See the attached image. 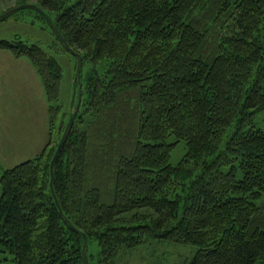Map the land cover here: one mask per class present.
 <instances>
[{
	"label": "trees",
	"instance_id": "trees-1",
	"mask_svg": "<svg viewBox=\"0 0 264 264\" xmlns=\"http://www.w3.org/2000/svg\"><path fill=\"white\" fill-rule=\"evenodd\" d=\"M31 3L81 56L52 181L89 264H128L126 252L153 241L193 246L180 264H264V130L253 123L264 109V0ZM0 49L36 68L48 110L43 147L0 170V252L13 264H84L83 238L50 192L61 66L35 43L0 39ZM179 140L185 153L171 164Z\"/></svg>",
	"mask_w": 264,
	"mask_h": 264
},
{
	"label": "rangeland",
	"instance_id": "rangeland-1",
	"mask_svg": "<svg viewBox=\"0 0 264 264\" xmlns=\"http://www.w3.org/2000/svg\"><path fill=\"white\" fill-rule=\"evenodd\" d=\"M27 3H31V0H27ZM14 2L13 0H0V14L2 11L12 7ZM11 5V6H10ZM29 8H22L21 10L11 13L8 17L0 19V39H16L24 40L28 44H37L48 54H52L57 63L61 66L60 78H59V103L60 108L56 115L55 122L59 121L62 125L65 124L68 117L69 106L72 101V79L74 77L75 62L71 54L65 53L60 49L61 47H51V43L55 40L54 35L51 32L48 22L45 20L42 21L38 17H35L34 12L30 11ZM5 12V11H4ZM58 47V49H57ZM33 84H28V87H32ZM44 88V87H43ZM44 90V89H43ZM27 92V91H26ZM38 105L36 100L34 103ZM35 117L33 119V126L29 127V134L33 135V140L38 138V130L40 128H45V123L42 125L39 122L37 111H35ZM253 123L257 129L264 130V109L257 112L253 118ZM48 128V126H47ZM47 134V131H46ZM44 136V140L47 139V135ZM54 136H57L58 133H54ZM40 139V137H39ZM166 141H174L173 136H168ZM36 141L31 146V156L38 151L37 147L40 146L42 142ZM45 143V142H43ZM43 145V144H42ZM43 147V146H42ZM185 143L183 140L175 142L173 147L170 150L169 163H177L182 155L185 153ZM19 154V153H18ZM19 154L16 159L21 156ZM8 161L5 165L10 166L9 164H14L15 160ZM16 160V162H21ZM6 162V161H5ZM194 250L191 245H179V244H170L165 242H151L146 245L137 246L136 249L128 251L121 259L123 262H128V264H180L185 258L191 255V252ZM0 257H6L4 260H0V264H13L11 255L8 253L0 252Z\"/></svg>",
	"mask_w": 264,
	"mask_h": 264
},
{
	"label": "crops",
	"instance_id": "crops-1",
	"mask_svg": "<svg viewBox=\"0 0 264 264\" xmlns=\"http://www.w3.org/2000/svg\"><path fill=\"white\" fill-rule=\"evenodd\" d=\"M28 84L33 86L28 87ZM43 89L36 68L27 57L15 56L8 49H0V170L15 165L16 160L21 161L20 157L16 159L20 153L22 160L34 156L46 141L42 133L45 135L47 131L48 110ZM36 100L37 106L34 104ZM35 111L39 122L42 125L45 123V128H40L38 138L33 140L29 127L33 126ZM36 141L42 144L31 156L30 144ZM11 159L15 160L14 164L5 165Z\"/></svg>",
	"mask_w": 264,
	"mask_h": 264
},
{
	"label": "water",
	"instance_id": "water-1",
	"mask_svg": "<svg viewBox=\"0 0 264 264\" xmlns=\"http://www.w3.org/2000/svg\"><path fill=\"white\" fill-rule=\"evenodd\" d=\"M22 8H29V9H34L35 11H37L42 17H44V19L48 22L50 28H52V30L54 31L55 35L57 36V38L59 40H61L63 42V46H64V49L66 51H68L69 54L73 55L75 57V62H76V65H75V69H74V77L72 79V86H73V91H72V101L70 103V106H69V114H68V118H67V122L65 123L63 129H62V134L59 138V140L57 141L56 143V149L53 153V155L51 156V161H50V164H49V169H50V192L53 196V199H54V202L55 204L57 205L58 207V213L59 215L61 216V218L63 219L64 222L67 223V225L69 227H71L75 232L77 233H80L81 237L83 238V242H82V247H81V257H82V261L84 262V264H89V261H87V238H86V235L84 232L80 231L78 228L76 229V227L73 226V224L71 223V221L67 218L66 215L63 214L62 212V209L60 208V204H58V201H57V197H56V194L53 190V181H52V178H53V173H54V162L57 158V155L59 154V152L62 150V147L64 146V142L66 140V138L68 137L69 135V131L73 125V119H74V116L76 114V107L79 103V100H80V92L78 91L77 93V97H78V100L77 102L73 105L74 103V94H75V89L76 87H78V90L80 88V84H79V79H80V70H81V67H82V62H81V56L78 52L72 50L71 47H69V44L67 43L66 39L63 38L61 32L59 31L58 28H56V26L54 25V23L52 22L51 18L46 14V12L41 9L38 5L36 4H32V3H21V5H17V6H13L11 8H9V10L3 12L0 14V19L2 18H6L8 17L11 13H14V12H17L19 10H21Z\"/></svg>",
	"mask_w": 264,
	"mask_h": 264
}]
</instances>
